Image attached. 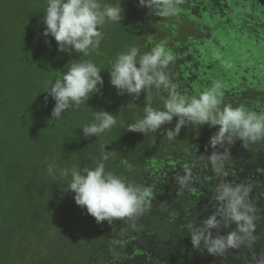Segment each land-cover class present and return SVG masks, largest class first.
Returning a JSON list of instances; mask_svg holds the SVG:
<instances>
[{
  "label": "trees",
  "instance_id": "obj_1",
  "mask_svg": "<svg viewBox=\"0 0 264 264\" xmlns=\"http://www.w3.org/2000/svg\"><path fill=\"white\" fill-rule=\"evenodd\" d=\"M212 1L200 4L206 6L207 13L212 10L209 7ZM120 2L124 18L120 23H106L99 54L92 53L85 57L74 50L71 54L59 52L55 39L42 35L46 27L43 16L47 0H0V264H94L103 257L105 240L109 238L124 242L118 255L129 256L116 264H145V259L138 255V251L126 254L124 247L129 246L132 238L138 241V232L147 228L158 242L167 244V250L156 257L166 259L162 260L163 264H209L201 255L203 244L201 250L186 245L190 238L186 231L189 224L176 219L171 212L172 206L165 202L169 192L164 189L166 182L172 185L171 181L177 177L167 166L171 165L172 155L184 152L188 146L199 145L206 138L210 139L219 126L189 124L171 141L160 131L147 135L127 131L128 124L143 117L147 104L163 110L167 92L163 88L157 90L153 87L142 92L138 99L134 95L118 94L110 83V62L130 46H137L143 53L168 38L157 37L154 32L149 34V25L142 24L139 18L144 15V11H138L139 21L127 19V10L143 8L139 0H101V3L113 5ZM193 16L195 18V14ZM259 17L264 16L259 13ZM177 22L179 27L176 31L183 34L186 23ZM160 31L164 35L170 34L166 28H160ZM252 31L256 40L253 37L245 38L249 32L238 30L235 32L234 43L244 45L241 49L245 60L250 58L254 61L256 58L260 61L251 56L257 54V51L260 54V47L264 45V32ZM156 39L159 42H155ZM46 40L50 43H46ZM166 45L171 50L170 45ZM221 47L209 45L200 48L197 44L196 52L191 54L189 68H174L177 72L173 75L178 76L176 78L183 83L182 86L172 81L177 90L193 95L218 83L219 79L222 90L227 92V79L233 77L234 90L243 91L240 95L242 99L224 104L234 107L244 104L258 111L264 109V66L260 69L256 64L243 62L239 63L240 68L235 72L229 66L234 64V60L226 58V48ZM203 52L208 54L207 63L215 62L221 66L226 61L231 72L224 74L219 71L217 79L210 78L208 70L195 66V63L200 62ZM178 55L179 51L173 54L174 57ZM261 57L263 59L260 63L264 65V54ZM89 59L103 69L101 75L104 85L101 92L93 95L88 102L85 101L80 109L70 108L62 114L60 120L49 121L55 106V100L46 92L51 82L66 71L71 60L82 62ZM165 72L168 75L172 71L165 69ZM192 78L195 80L191 81ZM253 90L255 93H252ZM101 109L112 112L117 118V124L99 138L84 137L81 128L92 123L94 111ZM176 119L162 126L163 130L174 128ZM101 144H107V161L101 160ZM124 151L130 161L121 158ZM155 161L159 165L158 173L154 175L146 172L144 168L149 162L153 166ZM53 162L59 168L75 165L81 169L95 168L98 162H103L106 171L130 183L149 184L154 181L155 192L161 191V197L158 201L153 193L147 199L160 204L161 210L156 212L153 206L150 211L152 213H148L149 217L146 218L135 215L114 218L110 223L107 220L98 223L86 208L76 204L74 193L65 192L70 176L60 178L59 172L54 170V179L48 173V165ZM167 174L172 178L165 179ZM229 183L233 186L237 184L235 180ZM241 183L244 185L245 182ZM250 186L248 199H255L259 188L254 184ZM215 197L216 194L209 197V200L213 201ZM259 210L264 218V208ZM206 213V209L197 211V220L193 224L199 225L207 218ZM225 228L222 226L218 232L225 234ZM174 229L182 230V234H179L181 239L170 246L168 239L177 237ZM148 235L146 230L144 238ZM181 250L183 252L178 255ZM134 258H137L136 261ZM224 260L225 264L229 263L228 259Z\"/></svg>",
  "mask_w": 264,
  "mask_h": 264
},
{
  "label": "clouds",
  "instance_id": "obj_2",
  "mask_svg": "<svg viewBox=\"0 0 264 264\" xmlns=\"http://www.w3.org/2000/svg\"><path fill=\"white\" fill-rule=\"evenodd\" d=\"M180 0H139L142 7L149 9V15L167 17L178 13ZM43 23L46 25L42 35L51 36L58 45L59 52L72 53L87 57L99 54L104 39L103 27L106 23H120L124 18L122 3L113 5L101 3V0H47ZM46 43L50 41L46 40ZM174 60L166 41L157 43L150 51L141 53L137 46L117 55L111 61L110 83L118 94H128L138 99L148 89L163 88L167 92L163 110L151 104L144 107V115L134 123L127 125V131L145 135L160 131L168 140H173L182 128L192 125L218 127L210 137L209 144L214 149L209 159L218 174L227 176L223 163L230 155L224 145H233L237 140L246 147L248 142L264 140V109L255 110L244 104L232 106L224 104V93L219 83H213L206 90L193 95L177 90L165 69ZM70 64V67L68 65ZM66 71L51 82L46 92L55 100L49 121H58L70 108L80 109L95 94L101 92L104 78L103 69L91 59L71 60ZM47 100V97L45 98ZM223 105V107H221ZM92 123L83 126L84 137L95 136L111 130L117 124L112 112L101 109L94 111ZM176 119L174 128L163 130L164 125ZM107 144H101L102 161L109 159ZM217 146L224 148L223 152ZM59 172L60 178L70 176L66 191L74 193L78 206L86 208L98 223L114 218L133 217L142 213L151 195L150 189L137 186L124 178L106 171L105 163L98 162L95 168L83 169L73 165L71 168H59L55 162L48 165V173ZM187 177L180 178L185 183ZM250 189L238 184L233 186L225 181L216 189V201L219 208L199 225L190 223L187 227L195 249L206 250L209 255L224 253L229 248H238L246 241L255 238L254 207L249 203ZM235 224V230L227 234L214 236L213 230H219Z\"/></svg>",
  "mask_w": 264,
  "mask_h": 264
},
{
  "label": "rangeland",
  "instance_id": "obj_3",
  "mask_svg": "<svg viewBox=\"0 0 264 264\" xmlns=\"http://www.w3.org/2000/svg\"><path fill=\"white\" fill-rule=\"evenodd\" d=\"M203 1L207 2L208 0H180L178 4V13L167 17L149 15V9L147 7L133 9L132 11L127 10L126 16L128 20L137 19L138 11H144V15L142 17L139 16V18L142 19V24L149 25V34H153L154 32V35H157V37L168 38L166 44L170 45L174 55L179 51V55L174 57V60L170 62L166 68V70L169 69L170 72L172 71L168 74L170 81L177 82V85L183 86V83L179 78H176L178 76L173 75L177 72L174 68L180 66L189 68L191 54L196 52L195 46L197 44L200 48H205V46L207 47L209 45H222L221 48H226L224 51L226 58L234 60V64H229V66L232 67L235 72L240 68L239 63L243 62L256 64L260 69H263L264 65L261 64L263 62L260 63V61L263 59L261 55L264 54V45L260 47V54L257 51V54L251 56L257 57L260 61H257L256 58L253 61L250 58L247 60L243 58V51L241 48H243L244 45L234 43L236 39L235 32L238 30L249 32L245 35V38L253 37L254 40H256L255 33L252 30L264 32V17H259V13L261 16H264V5L261 4V0H214L209 2V7L212 9L209 13H207L205 5H200ZM199 12L201 15H199ZM194 14L195 18L193 16ZM196 15L199 16L196 17ZM177 21L186 23L183 34L176 31L179 27ZM160 28L169 29L170 34L164 35L163 31H160ZM155 42L159 41L156 39ZM207 60H209L208 54L203 52L199 59L200 62L195 63V66H200L202 67L201 69L208 70L210 78L217 79L216 74L219 71H223L224 74L231 72L229 67L226 66V61L223 65L219 66V64L215 62L207 63ZM256 76L258 77L259 74ZM194 80L193 78L191 79V81ZM217 80L221 85L219 79ZM210 81L212 80L210 79ZM228 85L227 92H225L226 90H222L224 93V103L227 101L233 102L241 100L242 98L240 95L243 91L238 92L236 89L234 90L233 77L232 79H227V86ZM224 87H226V85H224ZM252 93H255V91L253 90ZM259 100L260 99H258V101ZM245 101H247L246 98ZM209 140L210 139L206 138L201 144L188 146L184 152L180 154L174 153L172 155L171 165L167 166L173 173L177 174V177H175L176 180L171 181L172 185L166 182V188L164 190L169 192V198L167 200L163 199L169 206H172L171 212L174 213L178 221L180 220L183 223L190 224L193 223L194 220L196 222L195 213L199 210L206 209L207 213L205 215L207 217L217 211L219 204L216 198L211 201L209 197L216 194V189L221 183L235 180L237 182L235 185H238L242 184L241 182H245L244 185L250 190V185L254 184L259 188L256 193L257 197L255 199H248V201L256 212L254 213V223L256 227L253 232L255 239L251 243L246 241L238 248H229L224 252L225 254L213 256L208 253L205 254V251H201V255L209 264H213L214 260H216V264H225L226 261L224 259H228L229 261V263L226 264H264V260H261L264 259V218H262L259 210V208H264V140L255 143L248 142L247 145H249V148L244 147L242 141L239 140L233 145L227 144L230 155L225 159L226 162L222 161L224 166L223 171L227 172V176L218 174L215 171L209 159V155L214 151L209 144ZM121 158L130 161L126 151L122 153ZM158 166L157 161H155L153 166L152 162H149L148 166L144 169H146V172L154 173L155 175L158 173ZM164 177L165 179L172 178V176H168V174ZM182 177H187L183 184L180 183V178ZM136 183L135 185L137 186L150 189L151 195L154 193L159 201L161 191L158 193L155 192V186H153L155 183L154 181L149 184L141 182ZM156 203L157 202L148 200L145 210L143 211L144 213L142 212L138 215L141 218L149 217L148 213H152L150 211L153 209V206L156 212L160 211L162 206ZM188 212H191V214ZM235 228V224L228 225L225 228V234L235 230ZM146 230L149 232V235L144 238ZM146 230L138 232V241H135L134 238L129 240V246L125 245L124 252H126V254H132L138 251V255L145 259V264H163L166 259H156V257L167 250V244L158 242L151 233V230L148 228ZM186 231L190 237L189 230L186 229ZM173 232L177 234V237H170L168 239L170 246L177 244L181 239L179 234H182V230L174 229ZM219 234H222V231L218 232V230H213L214 236ZM123 243L124 242L121 241L117 242L114 238L106 239V248H103V257L101 256L94 264H110V262L111 264H116L119 260L128 258L129 256H124L123 254L118 255V250L123 249L121 248ZM186 245L193 248L191 237ZM182 252L183 250H181L178 255ZM216 256L217 259H215ZM136 259L137 258H134L135 261ZM252 259L255 261H251Z\"/></svg>",
  "mask_w": 264,
  "mask_h": 264
},
{
  "label": "water",
  "instance_id": "obj_4",
  "mask_svg": "<svg viewBox=\"0 0 264 264\" xmlns=\"http://www.w3.org/2000/svg\"><path fill=\"white\" fill-rule=\"evenodd\" d=\"M261 4L264 5V0H261ZM224 148H226V149L228 150V147H227L226 144L224 145ZM224 148H222V147H220V146H217V149H218L220 152H223V151H224Z\"/></svg>",
  "mask_w": 264,
  "mask_h": 264
},
{
  "label": "flooded vegetation",
  "instance_id": "obj_5",
  "mask_svg": "<svg viewBox=\"0 0 264 264\" xmlns=\"http://www.w3.org/2000/svg\"><path fill=\"white\" fill-rule=\"evenodd\" d=\"M246 148H249V145L246 146ZM225 161V160H224ZM226 162V161H225Z\"/></svg>",
  "mask_w": 264,
  "mask_h": 264
}]
</instances>
